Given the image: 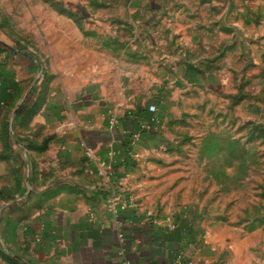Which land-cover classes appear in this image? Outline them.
<instances>
[{"label": "rangeland", "instance_id": "374dc122", "mask_svg": "<svg viewBox=\"0 0 264 264\" xmlns=\"http://www.w3.org/2000/svg\"><path fill=\"white\" fill-rule=\"evenodd\" d=\"M54 1L62 5L68 2ZM150 1L78 3L85 29L97 32L104 40H114L124 38L121 25L125 13L129 16L133 11L134 27L152 16L146 12ZM93 3L103 8L96 10L90 5ZM39 4L37 0H0V22L14 17L16 28L32 32L40 27L35 13ZM153 4L166 12L161 22L156 19L154 28L159 29L165 21L170 25L163 24L159 35L162 46H150L146 53L149 65L145 70H149L151 85L142 79L141 61L135 56L132 108L124 107V93L116 104L121 106L120 117L144 121L138 123L130 139L127 170L133 172L130 181L135 189L127 191L128 198L132 206H144L181 250L189 251L185 264H264V0H153ZM174 19L178 22L175 28ZM222 26H229L231 33L222 31ZM19 30L16 38L26 40L27 35ZM132 34L140 43L146 38L137 27ZM165 39L169 40L167 46L163 45ZM157 47L165 56L163 60H158ZM183 54L185 61L179 60ZM180 63L198 70L199 76L191 84L175 73ZM117 64L118 72L125 68L123 60ZM158 104L176 121L165 124L166 116L158 115ZM47 110L27 112V121L20 124L22 137L9 122L10 112L0 128V151L19 154L23 163L19 169L13 165L7 169L8 186L0 189V216L19 213L22 204L15 192L30 174L28 152H45L33 150L46 140L45 125H34L31 130L30 121L34 117L46 120ZM21 111L24 106L17 113ZM60 115L61 111H56L55 117ZM148 136V146L142 148L146 153L139 157L136 154L141 149L136 145ZM2 223L0 220V226ZM169 225L174 229L169 230ZM19 234L14 229L4 237L1 231L0 244L7 248L23 244L15 240Z\"/></svg>", "mask_w": 264, "mask_h": 264}, {"label": "crops", "instance_id": "0c3cea01", "mask_svg": "<svg viewBox=\"0 0 264 264\" xmlns=\"http://www.w3.org/2000/svg\"><path fill=\"white\" fill-rule=\"evenodd\" d=\"M37 1L40 4L35 13L40 27L32 32L16 28L14 17L0 22V44L9 48L0 47V128L10 112L9 122L22 137L20 124L27 121V112L48 109L46 120L34 117L30 121L31 130L34 125H45L43 137L48 142L42 155L27 151L30 174L15 192L16 200L22 204L18 208L20 214L0 216L3 236L18 230L20 238L15 235V240L23 244L12 248L0 244V264H121V249L130 264H185L189 251L181 250L171 233L159 224L147 221L149 212L144 206L128 203L127 191L135 189L130 181L133 172L118 167L129 157L124 147L126 140L144 121L120 117L121 106L116 104L124 93V107L132 108L135 56L141 61L142 79L151 85L149 70H145L149 65L146 53L150 46H162L159 35L163 24L169 26L170 22H163L159 29L154 26L166 12L153 0L149 2L146 12L152 16L136 26L146 36L144 42L133 37V11L129 16L125 13L121 25L124 38L104 40L97 32L85 29L78 0H68L65 5L57 2L60 6L56 8L54 0ZM90 5L96 10L103 8L96 3ZM59 9L66 14H59ZM172 23L174 28L178 24L176 19ZM7 27L9 31H4ZM221 29L231 33L229 26ZM18 30L27 35L26 40L16 38ZM168 41L165 39L163 45L167 46ZM158 47V60H163L165 56ZM185 55L179 60L185 61ZM119 60L124 61L125 68L118 72ZM175 73L190 84L199 76L193 65L183 63ZM23 105L24 111L17 113ZM59 110L61 118L55 117ZM157 111L161 118L166 116L165 124L177 119L165 114L160 104ZM147 139L151 136L139 139L136 147L141 152L137 156L145 155L143 146H148ZM0 153L1 189L8 186L7 169L11 165L19 169L23 163L19 154ZM121 205L125 208L121 209ZM179 251L184 253L182 263L175 261Z\"/></svg>", "mask_w": 264, "mask_h": 264}, {"label": "built area", "instance_id": "2783aa9c", "mask_svg": "<svg viewBox=\"0 0 264 264\" xmlns=\"http://www.w3.org/2000/svg\"><path fill=\"white\" fill-rule=\"evenodd\" d=\"M149 109H150L151 112H154V111L156 110V108H155L154 106H152V105L149 107ZM152 120H153V119H152ZM144 128H145V127H142V129H144ZM133 136H134V135H133ZM132 202H133V201L129 198V199H128V203H129V204H132ZM112 203L114 204V201H113V200H112ZM120 208H121V209H124L125 206H124V205H121ZM146 218H147V221H151L152 223H155V220L153 219V216H152L151 214H147V215H146ZM168 229H169V230H173V229H174V226L169 225V226H168ZM118 237H119V240L122 241V234H121V233L118 234ZM118 257H119V259H121V264H130L127 260L124 259V251H123V249H121V250L119 251V253H118ZM183 258H184V253H183V252H180V253L177 254L175 261H176L177 263H180V262H181L180 260H182Z\"/></svg>", "mask_w": 264, "mask_h": 264}, {"label": "trees", "instance_id": "16d2710c", "mask_svg": "<svg viewBox=\"0 0 264 264\" xmlns=\"http://www.w3.org/2000/svg\"><path fill=\"white\" fill-rule=\"evenodd\" d=\"M53 4V6L56 8V7H59L60 5L57 3V2H55V3H52ZM58 12H59V14H66V12L64 11V10H62V9H59V10H57ZM0 45H2V44H0ZM0 47H3V49H5V50H9V48L8 47H6V46H0ZM24 106V105H23ZM22 106V107H23ZM150 107V106H149ZM147 110V108L146 109H144L142 112L144 113L145 111ZM143 116V115H142ZM139 120V119H138ZM149 122V121H148ZM130 139H131V137H130ZM130 139H128V140H126V143L124 144V147H125V150H127V151H129V149H130ZM47 142H48V139L47 140H45L43 143V145L42 146H40V148H37V149H33V148H31V149H33V150H39V151H42V150H45V148H46V144H47ZM29 147H27V149H28ZM127 162H128V160H126V163L124 164V163H122V164H119L118 165V167L122 170V171H127V168H128V165H127ZM21 195H23V192L21 193Z\"/></svg>", "mask_w": 264, "mask_h": 264}]
</instances>
